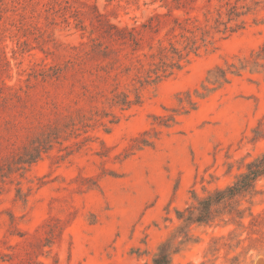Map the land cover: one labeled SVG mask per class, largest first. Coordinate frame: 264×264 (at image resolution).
Here are the masks:
<instances>
[{
  "label": "rangeland",
  "instance_id": "374dc122",
  "mask_svg": "<svg viewBox=\"0 0 264 264\" xmlns=\"http://www.w3.org/2000/svg\"><path fill=\"white\" fill-rule=\"evenodd\" d=\"M216 3L0 0V264H151L185 224L177 211L264 155V73L243 71L160 125L210 70L264 47V11L140 88L139 105L109 106L174 18L202 21ZM115 28H136L135 42H114ZM103 48L117 53L102 61ZM255 189L239 210L264 212V179ZM235 220L221 211L188 226L170 264H264V226L250 228L248 211L243 227Z\"/></svg>",
  "mask_w": 264,
  "mask_h": 264
},
{
  "label": "trees",
  "instance_id": "16d2710c",
  "mask_svg": "<svg viewBox=\"0 0 264 264\" xmlns=\"http://www.w3.org/2000/svg\"><path fill=\"white\" fill-rule=\"evenodd\" d=\"M186 1V0H185ZM178 1L174 4H167L170 10L179 7ZM264 11V0H217V3L210 7L207 6L203 14V20L197 18H174L172 26L166 34V43L159 42L158 48L149 53L138 57L132 66L140 69L136 79H132L129 90L113 92L109 99V106H116L120 110H128L132 106L141 103L139 94L140 88L155 85L180 71L185 64H188L191 56H196L200 49H207L214 46L217 40H223L229 36L243 30L246 26V16ZM136 28L116 29L110 35L114 42L123 44L134 43ZM102 61L117 53L112 49L103 48L99 50ZM250 74L264 73V47L251 53L249 57L238 59L236 63H226L224 66H216L210 70L204 82L193 92L187 91L178 98V106L172 110V114L161 120L164 127L175 122V116L185 115L194 110L199 100L206 98L213 91L229 83L231 77L240 76L243 71ZM124 71H130V66ZM121 72L117 73V76ZM132 95V98L131 96ZM99 117H107L101 114ZM109 123H114L110 120ZM148 144L147 140L143 142ZM260 179H264V155L250 161L245 171L238 175L235 181L223 188L216 189L205 197L195 199L196 205L189 206L183 211H177V218L183 221L184 226L180 227L177 234L161 244L151 264H170L171 257L179 250V245L188 240L186 229L191 224H207L213 221L217 213L226 211L232 220L238 219L236 225L243 227L242 220L245 212L248 211L250 228L264 226V212L254 215L250 208L239 210L238 198H245L256 192L255 185ZM234 235V232H232ZM179 238V240H177Z\"/></svg>",
  "mask_w": 264,
  "mask_h": 264
}]
</instances>
